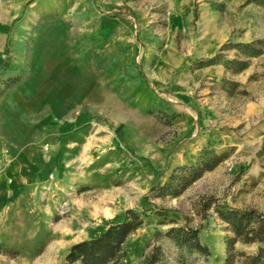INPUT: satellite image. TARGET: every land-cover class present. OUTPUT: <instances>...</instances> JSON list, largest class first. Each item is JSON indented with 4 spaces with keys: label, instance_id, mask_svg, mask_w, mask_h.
I'll list each match as a JSON object with an SVG mask.
<instances>
[{
    "label": "rangeland",
    "instance_id": "rangeland-1",
    "mask_svg": "<svg viewBox=\"0 0 264 264\" xmlns=\"http://www.w3.org/2000/svg\"><path fill=\"white\" fill-rule=\"evenodd\" d=\"M34 13L26 34L65 41L96 72L94 115L48 138L39 184L0 207V264H66L127 211L143 223L116 264H224L221 212H264V0H45ZM171 228L197 230L205 252ZM259 247L236 243V264Z\"/></svg>",
    "mask_w": 264,
    "mask_h": 264
},
{
    "label": "crops",
    "instance_id": "crops-1",
    "mask_svg": "<svg viewBox=\"0 0 264 264\" xmlns=\"http://www.w3.org/2000/svg\"><path fill=\"white\" fill-rule=\"evenodd\" d=\"M44 1L0 0V207L39 184L53 162L48 138L94 115L83 106L96 94V72L75 64L65 41L26 34Z\"/></svg>",
    "mask_w": 264,
    "mask_h": 264
},
{
    "label": "trees",
    "instance_id": "trees-1",
    "mask_svg": "<svg viewBox=\"0 0 264 264\" xmlns=\"http://www.w3.org/2000/svg\"><path fill=\"white\" fill-rule=\"evenodd\" d=\"M213 62L214 60L207 61L205 65H210ZM204 153L206 154L207 151L205 150ZM213 166L208 163L202 170L212 169ZM176 170L183 171L184 168L178 167ZM202 170L197 173L196 178L200 177ZM170 177L174 178L173 175ZM221 216L234 232L233 237L226 239L227 257L224 264H236L235 246L239 241L245 244L260 243L256 254H241L245 256V264H264V212L228 209L226 212H221ZM142 223L143 219L140 213L127 211V215L121 222L110 225L98 237L70 246L65 257L66 264H116L125 255V242ZM168 234L178 245L189 246L201 252L206 250V246L201 245L198 240L197 230L188 228L181 233L180 229L171 228ZM154 259L153 253L147 257V264H154Z\"/></svg>",
    "mask_w": 264,
    "mask_h": 264
},
{
    "label": "bare ground",
    "instance_id": "bare-ground-1",
    "mask_svg": "<svg viewBox=\"0 0 264 264\" xmlns=\"http://www.w3.org/2000/svg\"><path fill=\"white\" fill-rule=\"evenodd\" d=\"M96 211H97V210H96ZM75 224H76V223H75ZM75 224H74V225H75ZM72 225H73V224H72ZM74 225H73V226H74ZM77 227H78V226H77ZM74 228H76V225H75V227H74ZM67 230H68V229H67ZM62 235H63V234H62ZM74 235H75V234H74ZM55 236H56V235H55Z\"/></svg>",
    "mask_w": 264,
    "mask_h": 264
}]
</instances>
